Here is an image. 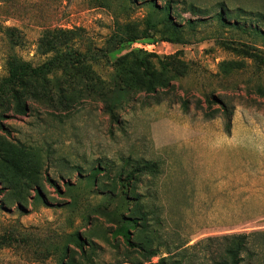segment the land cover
Listing matches in <instances>:
<instances>
[{"label": "rangeland", "instance_id": "rangeland-1", "mask_svg": "<svg viewBox=\"0 0 264 264\" xmlns=\"http://www.w3.org/2000/svg\"><path fill=\"white\" fill-rule=\"evenodd\" d=\"M148 1L0 0V82L11 56L36 67L57 50L85 55L69 74L48 75L46 86L32 82L33 93L21 97L25 114L8 96L0 108V145L39 166L37 183L0 182V236L9 241L0 264L85 262L75 235L94 243L92 264H147L144 253L112 237L121 213H146L140 235L158 252L153 263L172 254L185 264H219L225 237L246 234L241 264H264V228H256L264 220L235 226L241 220L221 218L226 213L202 194L204 180L218 171L202 133L224 130L220 103L232 119L246 118L245 129L264 125V0H177L173 25L142 40L146 19L157 14ZM116 34L138 39L105 54ZM152 46L158 56L146 54L155 53L145 49ZM162 63L173 76L170 87L149 92L121 81L128 70L160 73ZM143 165L156 171L142 170L124 187L137 201L123 202L120 175ZM36 187L44 202L34 200Z\"/></svg>", "mask_w": 264, "mask_h": 264}, {"label": "trees", "instance_id": "trees-1", "mask_svg": "<svg viewBox=\"0 0 264 264\" xmlns=\"http://www.w3.org/2000/svg\"><path fill=\"white\" fill-rule=\"evenodd\" d=\"M177 3V0H165L163 7H159L155 0H149L148 6L150 11L153 13L157 11L156 18L148 17L145 21V29L142 32V40L147 39L150 36L151 32L156 31L160 25H173V19L171 17V11L174 5ZM219 11L217 13L218 19L223 24L226 23L227 17L226 5L224 2H219ZM199 8L194 4H190V11L193 13H198ZM189 24L192 26V21H189ZM11 32V28L7 27L5 33ZM137 37H126L121 34L114 35L109 44V48L105 54H111L118 49H120L125 43L132 42L137 40ZM152 39H149L151 41ZM176 41L180 39L175 38ZM147 55L158 56L156 53H146ZM85 55L81 53H70V52H60L56 51V55L51 59L43 62L42 64L34 67L30 63L22 61L16 56H11L6 62V68L8 76L0 82V108L6 106V98L12 97L15 102V109L19 114H25L27 111V105L21 102V97L25 92L28 94L31 92V83L36 81L43 82V85L46 86V77L50 74H54L57 70L62 69L63 72L69 74L71 70H74L76 65L82 64L84 62ZM77 75V74H75ZM170 68L164 63L161 64L160 73H151L147 70H143L142 74H136L133 70H128V73L121 79V81L129 88H132V82L136 81L141 86L146 87L145 89L149 92H154L157 87L167 88L170 87ZM30 91V92H29ZM6 96V97H5ZM222 112L228 117L224 122V131L230 133L232 130V114L229 113L227 106L221 102L220 103ZM199 107L202 109V106L199 104ZM2 117V116H0ZM214 117V114L209 115L208 119ZM0 128H2L0 123ZM15 149L13 147H6L0 145V182L13 186L19 179L30 178L33 182V175L38 172L39 166L31 161L23 159L22 161H17L14 157ZM156 167L155 165H143L138 167L135 170H132L127 173L125 178H123V173L120 175L119 180L123 183L122 191L124 192L125 186H130V183L135 181L140 175L142 170L152 171ZM98 170L95 169L93 173L88 177V183L94 185L96 183V178L98 176ZM97 171V172H95ZM34 183H37L36 180ZM126 193L121 196L123 202H133L137 201V198H129L128 190ZM42 195L39 192L38 188H35L34 200L39 202L42 200ZM44 202V200H42ZM117 226L112 232V237L114 239L121 238L124 244L128 247L129 250H136L140 253H144L146 257L147 264H185L181 259L175 258L172 254H169L166 257H161L156 263L151 262V258L155 257L158 252L150 248V240L146 237L140 235L146 229L148 225V219L146 213H134L131 216H124L121 214H116ZM139 228L141 229L140 231ZM74 243L80 248L83 259L85 262L79 264H92V258L90 253L95 251L94 243L82 238L79 235L72 237ZM226 244L224 252L221 255V261L219 264H241L243 257L242 253L245 250L247 245V235L246 234H237L232 236H226ZM9 244L8 238L0 236V249ZM85 247H88L90 252L88 253L85 250ZM69 264H74L69 262ZM107 264H143L141 262H116V263H107Z\"/></svg>", "mask_w": 264, "mask_h": 264}, {"label": "crops", "instance_id": "crops-1", "mask_svg": "<svg viewBox=\"0 0 264 264\" xmlns=\"http://www.w3.org/2000/svg\"><path fill=\"white\" fill-rule=\"evenodd\" d=\"M245 119H232L230 133H202L209 140L202 143L210 146L211 164L218 169L204 180L203 201L218 205L226 213L221 218L241 220L235 226L264 220V125L245 129ZM256 228L263 229L264 223Z\"/></svg>", "mask_w": 264, "mask_h": 264}, {"label": "built area", "instance_id": "built-area-1", "mask_svg": "<svg viewBox=\"0 0 264 264\" xmlns=\"http://www.w3.org/2000/svg\"><path fill=\"white\" fill-rule=\"evenodd\" d=\"M153 47V46H152ZM146 50H148L149 48H145ZM148 51H151V52H155V53H157V51L154 49V51L153 50H148Z\"/></svg>", "mask_w": 264, "mask_h": 264}, {"label": "water", "instance_id": "water-1", "mask_svg": "<svg viewBox=\"0 0 264 264\" xmlns=\"http://www.w3.org/2000/svg\"><path fill=\"white\" fill-rule=\"evenodd\" d=\"M154 49H155V48H154V47H152V48H149L148 50H153V51H154ZM156 51H157V50H156Z\"/></svg>", "mask_w": 264, "mask_h": 264}]
</instances>
